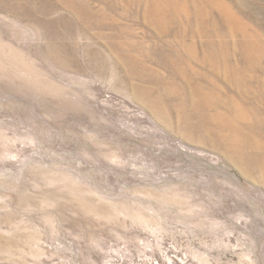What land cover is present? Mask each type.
<instances>
[{
    "label": "rangeland",
    "instance_id": "374dc122",
    "mask_svg": "<svg viewBox=\"0 0 264 264\" xmlns=\"http://www.w3.org/2000/svg\"><path fill=\"white\" fill-rule=\"evenodd\" d=\"M0 264H264V0H0Z\"/></svg>",
    "mask_w": 264,
    "mask_h": 264
}]
</instances>
